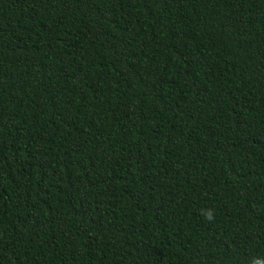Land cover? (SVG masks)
Instances as JSON below:
<instances>
[{
    "label": "trees",
    "instance_id": "16d2710c",
    "mask_svg": "<svg viewBox=\"0 0 264 264\" xmlns=\"http://www.w3.org/2000/svg\"><path fill=\"white\" fill-rule=\"evenodd\" d=\"M257 261L264 0H0V264Z\"/></svg>",
    "mask_w": 264,
    "mask_h": 264
},
{
    "label": "clouds",
    "instance_id": "9594fccd",
    "mask_svg": "<svg viewBox=\"0 0 264 264\" xmlns=\"http://www.w3.org/2000/svg\"><path fill=\"white\" fill-rule=\"evenodd\" d=\"M202 215L209 221L214 219V213L211 209L202 210ZM257 264H264V261H257Z\"/></svg>",
    "mask_w": 264,
    "mask_h": 264
}]
</instances>
